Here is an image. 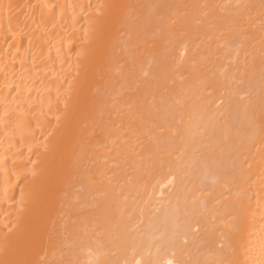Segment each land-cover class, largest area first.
Returning a JSON list of instances; mask_svg holds the SVG:
<instances>
[{
  "label": "bare ground",
  "instance_id": "6f19581e",
  "mask_svg": "<svg viewBox=\"0 0 264 264\" xmlns=\"http://www.w3.org/2000/svg\"><path fill=\"white\" fill-rule=\"evenodd\" d=\"M0 264H264V0H0Z\"/></svg>",
  "mask_w": 264,
  "mask_h": 264
}]
</instances>
